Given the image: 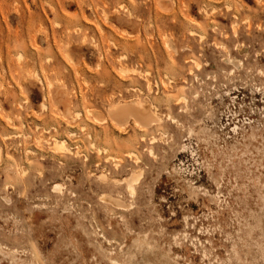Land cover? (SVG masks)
I'll return each instance as SVG.
<instances>
[{"label":"rangeland","instance_id":"obj_1","mask_svg":"<svg viewBox=\"0 0 264 264\" xmlns=\"http://www.w3.org/2000/svg\"><path fill=\"white\" fill-rule=\"evenodd\" d=\"M0 264H264V0H0Z\"/></svg>","mask_w":264,"mask_h":264},{"label":"bare ground","instance_id":"obj_2","mask_svg":"<svg viewBox=\"0 0 264 264\" xmlns=\"http://www.w3.org/2000/svg\"><path fill=\"white\" fill-rule=\"evenodd\" d=\"M201 37H203L202 35H201ZM199 64V63H198ZM200 65V64H199ZM123 69V68H122ZM127 69V68H126ZM126 69H124L123 70V72L126 70ZM132 69V68H131ZM121 70V69H120ZM40 82H41V79H40ZM141 91V90H140ZM45 97V96H44ZM185 98V97H184ZM131 105H130V104ZM129 103H126L127 105H122V106H119L118 104V106L116 105V106H114L113 108H109V110H110V112H111V115L113 116V118L114 119H116V120H118L119 122H120V125H123V124H125L126 122H127V118L128 117H132L133 118V123H134V126H137V127H139L140 128V130H145V129H147V128H149V127H152L153 125H156V123L159 121V118L158 117H156L150 110L151 109H149L148 107H146V106H143V105H141V104H139V103H131V102H129ZM122 104V103H121ZM129 104V105H128ZM109 112V111H108ZM110 115V116H111ZM111 116V117H112ZM251 123V122H250ZM249 123V124H250ZM83 127V126H82ZM85 127V126H84ZM233 133L234 134H236V133H238L239 131H238V128H237V126L235 125L234 127H233ZM191 131V130H190ZM70 133H72V132H70ZM90 135V134H89ZM252 136H254V134H251ZM91 137V136H90ZM63 140V139H62ZM55 147L57 148V149H65L64 148V142L63 141H56L55 142ZM94 145V144H93ZM182 147L183 148H185L186 146H185V144H183L182 145ZM67 148V150L68 151H71V150H69V148L68 147H66ZM99 149V148H98ZM106 149V148H105ZM104 149V150H105ZM151 149V148H150ZM152 151V150H151ZM72 152V151H71ZM99 152H100V149H99ZM78 153V152H77ZM134 152H130V154H133ZM79 154V153H78ZM134 154H136V153H134ZM87 157V156H86ZM136 157H137V154H136ZM138 158V157H137ZM115 166H117V165H115ZM133 170H135V169H133ZM138 170H140V169H138ZM137 170V171H138ZM136 171V172H137ZM25 171H23V173H24ZM136 172H131L132 174H131V176H130V178L127 180V188H128V190H129V192L130 193H133L134 192V181H136L137 180V178H138V173H136ZM139 172V171H138ZM141 175V174H140ZM104 177V176H103ZM112 179H114V178H112ZM118 179V178H117ZM117 179H114V181L115 180H117ZM121 180V179H120ZM119 180V181H120ZM122 181V180H121ZM116 183V182H115ZM60 189V187H59V185L58 184H56V185H54V189L56 190V189ZM105 195V194H104ZM104 195H102L101 196V198L104 196ZM103 198H105V197H103ZM107 198V197H106ZM108 200L109 201H111V202H113L115 205H118V206H123V204H122V202L124 203V201H122V202H120L121 200H118V199H116V198H108ZM127 205H129V204H127ZM126 205V206H127ZM131 205V204H130ZM129 205V206H130ZM124 206H125V204H124ZM113 261V260H112Z\"/></svg>","mask_w":264,"mask_h":264}]
</instances>
